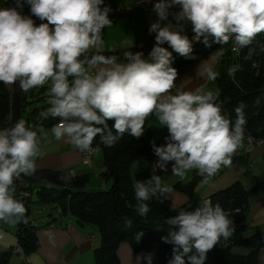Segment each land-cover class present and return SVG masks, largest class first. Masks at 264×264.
Listing matches in <instances>:
<instances>
[{
  "label": "clouds",
  "instance_id": "9594fccd",
  "mask_svg": "<svg viewBox=\"0 0 264 264\" xmlns=\"http://www.w3.org/2000/svg\"><path fill=\"white\" fill-rule=\"evenodd\" d=\"M24 4L30 16L17 11ZM173 6L179 10L170 13ZM110 11L104 0H16V7L0 8V83L16 84L25 93L48 85L49 107L40 115L58 118L50 130L29 127L23 119L0 128V221L5 224L27 222L26 207L15 198L14 181L34 173L40 139L48 140L49 131L57 141L84 153L93 150L97 136L105 147L115 145L126 133L139 139L146 118L154 114L168 136L160 146L152 143L158 160L151 178L133 184L134 208L141 217L149 212L147 202L152 197L173 191L154 174L156 169L167 171L172 162L171 173L180 180L195 170L206 183L222 167H231L243 147L245 104L235 108L233 122L217 102L219 89L176 88L172 52L161 45L167 43L187 59H195L193 41L207 47L232 41L234 51L249 48L264 33V0H155L157 21L148 29L155 33V44L148 59L143 52L126 50L123 61L100 51L103 30L112 26ZM170 14L175 24L168 21ZM33 16L41 23L35 24ZM160 21L167 23L161 26ZM185 23L192 25L191 40L183 34ZM121 47L130 49L133 42L125 40ZM253 51L249 48V56ZM238 70V65H232L227 73L232 76ZM201 75L215 81L219 73L205 66ZM109 120L114 121L111 128ZM124 223L130 227L132 222ZM165 224L169 230L162 240L173 246L168 264H204L221 238L226 240L235 232L225 210L209 199L168 217ZM142 235L137 233L135 239ZM146 259L151 264V257Z\"/></svg>",
  "mask_w": 264,
  "mask_h": 264
},
{
  "label": "trees",
  "instance_id": "16d2710c",
  "mask_svg": "<svg viewBox=\"0 0 264 264\" xmlns=\"http://www.w3.org/2000/svg\"><path fill=\"white\" fill-rule=\"evenodd\" d=\"M6 7H16V0H4ZM22 2V0H21ZM22 15H31L29 6L23 5L22 10L17 8ZM35 24L41 23L36 17H32ZM229 43L211 47L205 46L202 42L192 43V55L195 59H187L175 53L168 44L165 48L172 52V64L176 70L187 63L199 58L210 50L224 48V53L219 57V76L215 80L219 89L217 102L221 104L223 114H227L233 122L235 120V108L240 102L245 104L244 112L247 123L245 125L246 134H252L264 138V33L256 36L249 48L254 51L249 56V48L240 49L239 55H234L229 47ZM148 55H145L146 57ZM232 65H238L239 70L234 75L229 76L227 69ZM48 85L34 88L25 93L20 92L21 119L22 111H26L28 104L33 101L45 100ZM41 94V96H39ZM35 97V98H34ZM259 100V103L256 101ZM46 107L34 106L27 110L26 118L29 127L43 126L45 129L51 128L58 122V118L42 119L40 113ZM11 110V96L3 83H0V128H4L6 116ZM154 115V114H153ZM150 115L145 120V130L139 138H133L127 133L113 146L105 147L99 143V136L93 141V148H100L103 155V170L99 173V178L111 179L108 189H100L92 192L84 190L87 174L70 175L61 170L35 169L31 175H21L25 182L21 186L15 185V197L18 189L22 188L29 192V196L21 199L27 209L26 223H18L16 236L18 245L23 254L34 250L37 245V237L34 232L35 226L28 219L30 215V204H49L51 209L59 212L60 216L68 214L75 216L76 220L82 224H90L97 228L100 237V244L94 252V262L92 264H118L115 255L117 245L123 241H130L136 250H147L153 252L159 264H166L171 259L172 245L165 243L162 237L167 236L169 226L165 224V219L177 215L180 211H190L199 204L200 201H193L188 205L171 208L167 194L164 197H152L149 204V212L141 217L135 211V196L133 181L130 175V164L137 159H153L156 157L152 150V143L157 146L165 143L168 131L159 138L152 137L155 126L150 120ZM31 121V123H30ZM109 128L114 121H107ZM78 150V149H77ZM67 177V179H61ZM203 178L197 173L188 184H176L173 189L186 192L189 196L196 184ZM248 190L242 188L239 183H234L223 190L215 192L209 199L213 205L219 204L235 226L234 234L228 239L219 241L208 253L204 264H258L256 252L251 251L247 255L233 253L231 248L237 245H246L254 240L264 241V234H253L244 237L242 229L247 214L246 196ZM32 196L34 198L32 199ZM131 220V226L125 227V220ZM159 229V230H158ZM142 232L140 240L135 236ZM11 251L0 252V264H8ZM187 264V261H186Z\"/></svg>",
  "mask_w": 264,
  "mask_h": 264
},
{
  "label": "crops",
  "instance_id": "0c3cea01",
  "mask_svg": "<svg viewBox=\"0 0 264 264\" xmlns=\"http://www.w3.org/2000/svg\"><path fill=\"white\" fill-rule=\"evenodd\" d=\"M132 2L133 0H112V5L121 7ZM0 8H7L4 0H0ZM178 10L170 9V13ZM109 19L112 21V26L103 30V45L100 51L127 49L121 47L125 40L133 42L131 48L144 45V40L147 38L146 27L156 22L157 16L154 11L136 9L122 11ZM168 21L176 23L171 14ZM160 23L163 26L167 21H160ZM154 36L155 33L151 38L152 41L155 40ZM144 58L148 59V56ZM123 60L118 58V61ZM219 65L216 51L210 50L179 68L174 84L176 88L185 91H194L200 87L215 91L218 89L217 82L208 81L201 75V72L205 66H211L218 72ZM174 92L175 89H173ZM224 115L228 117L227 114ZM150 122L155 126L154 132L158 138L167 132V128L159 124L155 115L152 116ZM46 130H50V128ZM151 162L152 159L140 158L130 164L133 184L136 180L144 181L151 178L153 174L150 169ZM169 163L172 164V162ZM35 169L61 170L70 175L87 174L90 181L87 183L88 185H85L84 190L87 189L88 192L108 189L111 185V179L99 178V173L103 170V155L100 148H93L90 154V163L84 164L82 153L79 150L63 140L57 141L51 136L50 131L48 140H44L42 137L40 139V155L35 158ZM195 173V170L188 172L183 180L172 175L171 167L165 172H155L154 174L159 175L167 185L174 187L176 184H188ZM202 180L196 184L190 196L186 192L174 188L171 193L167 194L170 207L177 208L193 201H202L210 198L219 190L239 183L242 188L249 191L246 196L247 214L242 234L244 237L264 234V143L250 147L243 140V147L235 153L231 167H222L206 183ZM32 213L33 209L30 205L28 219L35 226L34 232L38 245L27 254L11 253L8 264H92L94 262V252L100 244L99 232L95 226L79 223L75 216L70 214L60 216L55 209H51L45 215L41 214L37 218L34 216L32 218ZM17 225H8L10 229L0 225V252L11 251L17 245ZM14 229L15 232H13ZM231 251L239 255H247L251 251H255L258 264H264V241H260V239L246 245L233 246ZM115 255L118 264H148L146 259L148 256L151 257V264H159L158 258L153 252L136 250L127 240H123L117 245Z\"/></svg>",
  "mask_w": 264,
  "mask_h": 264
},
{
  "label": "built area",
  "instance_id": "2783aa9c",
  "mask_svg": "<svg viewBox=\"0 0 264 264\" xmlns=\"http://www.w3.org/2000/svg\"><path fill=\"white\" fill-rule=\"evenodd\" d=\"M154 3H155V0H133V2L131 4H129V5L121 6V7L120 6H114L113 7L112 0H104V4L106 6H108V7H110V9H111V11L108 14L109 17H113L114 15H116V14L122 12V11H128V10L145 9V10L153 11ZM171 9H179V7L178 6H173ZM149 27H150V25L146 27V31L145 32H146V36L151 39L153 37L154 33H150L149 32V30H148ZM185 34L189 37L190 40L192 39L193 33H192L191 29H189V31H187ZM193 43H199V42L193 41ZM229 47H230V49H231V51L233 52L234 55H237V56L239 55L240 49L234 51L233 50L232 41H230ZM224 51H225V49L223 47L222 48H218L216 50V53H217L218 57H220L224 53ZM13 86H14V84L13 85H5L6 89L8 91H10V96H11V93H12V90H13ZM11 109H12V98H11ZM10 126H11V110H10L9 114L6 116V121H5V126L4 127H10ZM244 140H245L246 144L248 146H250V147H253L255 145H260V144L264 143V138L257 137V136L252 135V134L244 135ZM92 149H93V147H92ZM92 151L82 153V161H83L84 164H89L90 163V154L92 153ZM157 160H158L157 157H154L152 159L151 166H150V169L152 171H153V166L156 164ZM170 167H172V164L168 163L166 165L167 170ZM155 172H165V171H162L160 169H156ZM24 182H25V179L22 176H20L19 178H17L14 181V184L17 185V186L18 185L21 186V185L24 184ZM17 196L19 198H21V199H25V198H27L29 196V192L27 190H25V189L20 188V189H18ZM206 199H209V198H206ZM197 206H195V207H197ZM13 253L20 254V255L23 254L22 253V249H21V247L18 244L13 247Z\"/></svg>",
  "mask_w": 264,
  "mask_h": 264
},
{
  "label": "water",
  "instance_id": "95a60500",
  "mask_svg": "<svg viewBox=\"0 0 264 264\" xmlns=\"http://www.w3.org/2000/svg\"><path fill=\"white\" fill-rule=\"evenodd\" d=\"M192 28V25L190 23L184 24V31L183 34H185L189 29ZM155 44V40L151 41L150 43L141 45L139 47H134L130 49H118V50H103L101 51L102 54L106 56H116L117 58H124L123 53L124 51H131L133 53L135 52H143L144 56L148 55V53L151 51L153 45ZM167 43L161 45V47L165 48V45ZM83 58V57H81ZM20 92L21 89L18 87V85L14 84L13 90L11 93L12 98V109H11V125L16 121L21 119V106H20Z\"/></svg>",
  "mask_w": 264,
  "mask_h": 264
},
{
  "label": "rangeland",
  "instance_id": "374dc122",
  "mask_svg": "<svg viewBox=\"0 0 264 264\" xmlns=\"http://www.w3.org/2000/svg\"><path fill=\"white\" fill-rule=\"evenodd\" d=\"M152 40L150 39V38H146L145 40H144V42H145V44H147V43H150ZM120 59V58H119ZM121 59H124V58H121ZM47 93V92H46ZM46 93H44V94H46ZM39 96H41V94H39ZM35 98V97H34ZM34 106H37V107H40V109L44 106V107H46V109H47V107H49V105L47 104V98L45 99V100H38V101H33V102H30L29 104H28V107L26 108V111H22V115H23V120H25L26 121V118H27V116H28V113H27V110L29 109V108H32V107H34ZM45 109V110H46ZM44 110V111H45ZM30 123H31V121H30ZM153 138H158L157 136L158 135H155V132H153ZM89 181L90 180H88V181H86V183H85V185L87 184V183H89ZM88 185V184H87ZM85 187L86 186H84V188L83 189H85ZM87 190V189H86ZM89 191V190H88ZM34 198V196H32V199ZM16 199H18V200H20L21 202H22V200L20 199V198H16ZM31 207H32V209H33V213L31 214V217L33 218V216L35 217V218H37V217H39L41 214H43V215H45L46 213H47V211H50L51 210V205H49V204H45V205H42V204H38V203H35V202H32L31 204ZM44 209H46V210H44ZM36 220H38V219H36ZM0 225H2V226H5L6 228H9L10 229V227L8 226V225H6L5 223H3L2 221H0ZM18 226V225H17ZM12 230V229H11ZM13 232H15V229H14V231Z\"/></svg>",
  "mask_w": 264,
  "mask_h": 264
}]
</instances>
